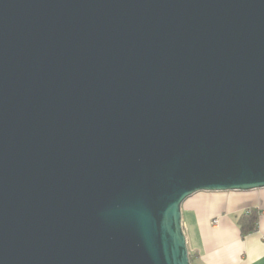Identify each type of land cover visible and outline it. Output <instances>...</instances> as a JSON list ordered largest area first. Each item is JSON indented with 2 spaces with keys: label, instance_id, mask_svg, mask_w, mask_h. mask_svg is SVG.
I'll return each mask as SVG.
<instances>
[{
  "label": "water",
  "instance_id": "water-1",
  "mask_svg": "<svg viewBox=\"0 0 264 264\" xmlns=\"http://www.w3.org/2000/svg\"><path fill=\"white\" fill-rule=\"evenodd\" d=\"M260 189L264 0H0V264H192Z\"/></svg>",
  "mask_w": 264,
  "mask_h": 264
},
{
  "label": "crops",
  "instance_id": "crops-1",
  "mask_svg": "<svg viewBox=\"0 0 264 264\" xmlns=\"http://www.w3.org/2000/svg\"><path fill=\"white\" fill-rule=\"evenodd\" d=\"M248 210L259 213L258 229L243 235L238 221ZM182 216L194 264H264V189L197 193Z\"/></svg>",
  "mask_w": 264,
  "mask_h": 264
},
{
  "label": "trees",
  "instance_id": "trees-1",
  "mask_svg": "<svg viewBox=\"0 0 264 264\" xmlns=\"http://www.w3.org/2000/svg\"><path fill=\"white\" fill-rule=\"evenodd\" d=\"M259 213L255 210L245 212L238 223L243 235L254 233L258 229ZM193 254H190L191 262L194 264Z\"/></svg>",
  "mask_w": 264,
  "mask_h": 264
},
{
  "label": "built area",
  "instance_id": "built-area-1",
  "mask_svg": "<svg viewBox=\"0 0 264 264\" xmlns=\"http://www.w3.org/2000/svg\"><path fill=\"white\" fill-rule=\"evenodd\" d=\"M249 211H251V210H248L247 212H249ZM215 224H217V221H215Z\"/></svg>",
  "mask_w": 264,
  "mask_h": 264
},
{
  "label": "rangeland",
  "instance_id": "rangeland-1",
  "mask_svg": "<svg viewBox=\"0 0 264 264\" xmlns=\"http://www.w3.org/2000/svg\"><path fill=\"white\" fill-rule=\"evenodd\" d=\"M193 260H194V257H193Z\"/></svg>",
  "mask_w": 264,
  "mask_h": 264
}]
</instances>
